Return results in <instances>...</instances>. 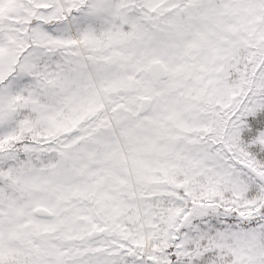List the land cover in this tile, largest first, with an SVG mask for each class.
Listing matches in <instances>:
<instances>
[{
	"label": "snow or ice",
	"instance_id": "obj_1",
	"mask_svg": "<svg viewBox=\"0 0 264 264\" xmlns=\"http://www.w3.org/2000/svg\"><path fill=\"white\" fill-rule=\"evenodd\" d=\"M0 264H264V0H0Z\"/></svg>",
	"mask_w": 264,
	"mask_h": 264
}]
</instances>
